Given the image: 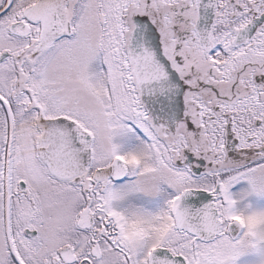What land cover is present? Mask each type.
Wrapping results in <instances>:
<instances>
[{"label": "snow or ice", "instance_id": "snow-or-ice-1", "mask_svg": "<svg viewBox=\"0 0 264 264\" xmlns=\"http://www.w3.org/2000/svg\"><path fill=\"white\" fill-rule=\"evenodd\" d=\"M0 264H264V0H0Z\"/></svg>", "mask_w": 264, "mask_h": 264}]
</instances>
